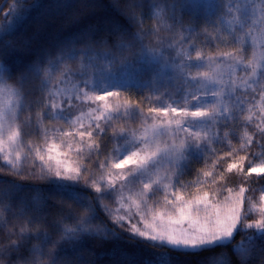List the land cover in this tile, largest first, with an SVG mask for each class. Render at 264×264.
<instances>
[{
  "label": "snow or ice",
  "instance_id": "snow-or-ice-1",
  "mask_svg": "<svg viewBox=\"0 0 264 264\" xmlns=\"http://www.w3.org/2000/svg\"><path fill=\"white\" fill-rule=\"evenodd\" d=\"M114 7L126 24L35 58L0 38V264H94L84 242L121 236L230 264L245 229L238 264H264V0ZM130 66L135 101L112 90Z\"/></svg>",
  "mask_w": 264,
  "mask_h": 264
},
{
  "label": "trees",
  "instance_id": "trees-1",
  "mask_svg": "<svg viewBox=\"0 0 264 264\" xmlns=\"http://www.w3.org/2000/svg\"><path fill=\"white\" fill-rule=\"evenodd\" d=\"M151 2L152 0H145V3L150 4ZM3 4L4 6L0 12V38L7 43L15 44L19 52L17 61L20 57L35 58L41 53L56 50L67 42L81 39L90 30H96L97 38L104 36L107 34V27L112 21L126 24L123 18L117 15L116 7H114L115 5L122 8L124 0H0V8ZM10 6L14 7L15 10L11 16L5 19L4 12ZM143 11L145 13L143 27L147 29L155 21L147 17V8ZM201 26H203L202 21ZM145 42L147 43L148 40L146 39ZM75 46L82 48L84 44H76ZM137 72L138 69L132 66L112 69L113 77L117 83L134 86L128 89L116 88L112 90L120 91L122 97H130L134 101L139 100L142 93L137 89L146 81L140 79ZM142 107H147L146 101ZM137 124L138 121L131 122V127H136ZM31 138L35 139L36 137L33 136ZM111 147L112 144L110 142L109 149ZM202 166V163L196 161H193L191 165L193 169ZM246 170L247 163H245ZM193 175L194 173H189L182 179H191ZM240 183H244L243 179L233 176L228 186L235 187ZM261 184H264V180H258L255 174H252V179L244 183V186L246 188H259ZM42 190L48 193L50 188L44 185ZM247 194L252 195L254 199L260 195L259 191ZM105 202L115 207L112 201L105 200ZM245 208H247V203ZM52 211L55 210L53 209ZM256 218H258L257 214L248 216L249 221ZM252 232L253 230L251 229H245L235 233L234 237L231 238V242L227 243L226 247L216 249V252L224 253L230 260V264H238L239 257L233 249L241 242H244V245L247 246L245 238L250 236ZM152 243L133 242L129 241L127 236H121L118 239L108 241H85L82 251L85 254L91 253V259L94 264H157L161 257L165 259L171 258L173 264H198V260L203 255H207L185 256L177 254L175 251H169L171 246L157 248L152 247Z\"/></svg>",
  "mask_w": 264,
  "mask_h": 264
},
{
  "label": "rangeland",
  "instance_id": "rangeland-1",
  "mask_svg": "<svg viewBox=\"0 0 264 264\" xmlns=\"http://www.w3.org/2000/svg\"><path fill=\"white\" fill-rule=\"evenodd\" d=\"M193 2H197V3H203V2H207V0H193ZM163 193H158L157 196H162Z\"/></svg>",
  "mask_w": 264,
  "mask_h": 264
},
{
  "label": "water",
  "instance_id": "water-1",
  "mask_svg": "<svg viewBox=\"0 0 264 264\" xmlns=\"http://www.w3.org/2000/svg\"><path fill=\"white\" fill-rule=\"evenodd\" d=\"M3 6H4V4H3V5L1 6V8H0V12H1V10H2Z\"/></svg>",
  "mask_w": 264,
  "mask_h": 264
}]
</instances>
